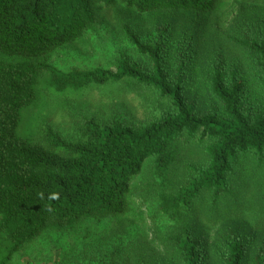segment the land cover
<instances>
[{"label":"trees","instance_id":"16d2710c","mask_svg":"<svg viewBox=\"0 0 264 264\" xmlns=\"http://www.w3.org/2000/svg\"><path fill=\"white\" fill-rule=\"evenodd\" d=\"M227 1L240 5L232 45L210 54L196 77L189 31L176 35L166 25L145 38L124 22L136 58L119 51L114 72L47 62L100 37L103 8L201 16ZM0 54L14 59L0 60V264H14L47 232L133 211L151 223L162 253L136 241L125 256L112 253L111 264H264V243L252 251L243 222L254 214L264 232V0H0ZM94 88L136 93L152 120L91 119L70 137L45 129L41 142L20 135L23 111L42 90L82 100ZM197 102L209 108L198 111ZM203 209L213 224L225 223L214 246L197 219Z\"/></svg>","mask_w":264,"mask_h":264},{"label":"rangeland","instance_id":"374dc122","mask_svg":"<svg viewBox=\"0 0 264 264\" xmlns=\"http://www.w3.org/2000/svg\"><path fill=\"white\" fill-rule=\"evenodd\" d=\"M239 9L240 5L233 1L225 2L211 15L201 16L182 11L174 14L136 16L127 13L122 7L103 8L100 11V16L104 19L100 37H85L74 45L58 50L49 56L47 62L66 72L71 69L91 70L100 67L114 72V62L119 51L127 50L136 58L123 37L121 28L124 22H131L134 29L145 38L156 34V26L166 25L173 28L176 35H183V28L189 31L186 35L188 41L192 39L193 44L187 41L185 43L188 50L193 52L192 63L196 71L193 77H196L202 74L199 73L201 67L206 69L207 59L216 49H230L232 42L228 37H234L236 33L233 23L238 17ZM256 16L252 15L253 18ZM0 60L14 61L13 58L2 54ZM195 81L199 82L198 79ZM77 98L73 93L62 95L42 90L37 103L23 111L20 135L41 142L45 129L63 137H70L76 134L82 123L91 119L104 124L119 118L120 121L135 126L147 124L152 120L153 108L145 104L136 93L94 88L86 93L82 100ZM194 106L198 111L209 108L204 102H197ZM197 216L206 233L203 239L210 246L216 245L224 221L213 224L204 209ZM243 222L251 225L247 228V242L252 244L251 250L254 251L264 243V232L256 230L254 214H247ZM153 234L151 223L148 221L147 226L142 224L139 213L134 211L122 219L89 220L77 224L68 234L47 232L27 247L14 264H41L51 260L59 252L62 256L60 264H111L112 253L125 256L127 245L136 241L152 243L151 247L156 254L162 253L160 241L155 240Z\"/></svg>","mask_w":264,"mask_h":264}]
</instances>
